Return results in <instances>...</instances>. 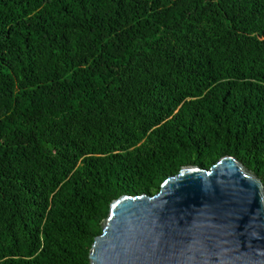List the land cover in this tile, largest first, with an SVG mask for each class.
<instances>
[{"label":"trees","instance_id":"obj_1","mask_svg":"<svg viewBox=\"0 0 264 264\" xmlns=\"http://www.w3.org/2000/svg\"><path fill=\"white\" fill-rule=\"evenodd\" d=\"M223 157L264 186V0H0V264H89L114 200Z\"/></svg>","mask_w":264,"mask_h":264},{"label":"water","instance_id":"obj_2","mask_svg":"<svg viewBox=\"0 0 264 264\" xmlns=\"http://www.w3.org/2000/svg\"><path fill=\"white\" fill-rule=\"evenodd\" d=\"M89 264H264V186L233 157L109 206Z\"/></svg>","mask_w":264,"mask_h":264}]
</instances>
